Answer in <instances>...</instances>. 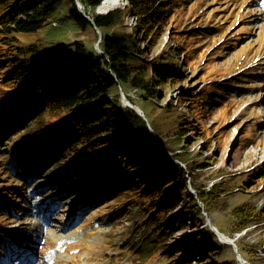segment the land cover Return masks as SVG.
I'll use <instances>...</instances> for the list:
<instances>
[{"label": "rangeland", "instance_id": "1", "mask_svg": "<svg viewBox=\"0 0 264 264\" xmlns=\"http://www.w3.org/2000/svg\"><path fill=\"white\" fill-rule=\"evenodd\" d=\"M105 1L107 0L101 2L102 7ZM114 2H111L110 12L116 9L122 10L127 25L134 33L133 38L136 39L137 45L144 52V61L151 62L153 57L162 53L165 45H169L173 49L167 52L172 60L166 63L171 65L169 67L174 66L181 69L178 70V73L181 72L180 75H182L181 82L178 85L173 86L170 82L164 84L165 79H160L158 84L163 86H157V88L161 89L162 94L159 99L151 98L148 103H144L147 100L140 96L138 90L127 89V93L126 91L124 93L129 103L131 100L134 101L130 103L131 109L135 113H137L134 110L136 107L144 110L148 116H146L147 120H153L157 115L159 117L162 110L170 105H173L171 108L176 109L177 115H184L188 118V122L183 126L186 134L185 136L180 134L182 138L180 143L178 142V135L172 134L166 147L160 148H163V154L169 157L174 164L177 163L182 166L185 174L188 175L190 172V176L187 178L190 192L196 199H199L197 190L195 192L192 189V185L195 184L196 189L204 191L205 195H210L213 193L211 190L214 183L227 177L233 178L236 174L245 175L242 177L247 178L250 184L246 185L244 189L238 187L236 192L227 195L229 198L223 197L210 210L206 209L203 202H200L201 209L204 210L203 217L205 219L203 224H194L190 219H187V228L184 231H179L178 227H171L168 234L162 237L161 228L157 225L164 215L161 213L155 215V210H149L148 205L145 206L143 200H140L143 196L144 199H153L154 189L157 190L155 185L151 186L152 197L143 193L130 194V198H126V201H135L134 206L131 205L128 209L130 213L125 214L126 208L122 207V210L117 212V219L112 217L113 220L110 219L111 221H109L107 214L110 213V210H107V205L99 206V201L87 200L83 195L75 197V191L72 189L78 185L79 180L66 187L56 185L62 184L59 183L58 175L63 170H56L58 168V162L56 161L55 166L54 163L36 166L35 170L37 171L35 173L34 170H26L23 167L21 172L17 174L18 177L14 176L9 169L10 161L14 162L21 159L22 155L20 154H23L24 151H32L31 142L42 129V124L36 123L30 130L27 129L13 134L9 142L0 143V155L2 157L0 158V167L5 168V173L0 175V184L3 185L0 188L7 187L5 188L7 191H1L2 193L7 192L12 198L17 195V192H14L12 188L26 192L27 196L25 198H19V201L15 199L9 204L14 206L13 210L19 209L23 214L27 212L34 219V221L28 220L25 219V216L20 219H13L10 216V211H7L9 209L1 208L0 218H2V214L8 215L4 226L13 231L18 238L24 239L25 243L35 239L37 234L33 231L34 227L43 231L40 243L32 246L35 255H31L29 261L35 262L33 264H40L42 261H46L47 264H89L91 262L101 264L94 260L104 262L103 264H127L121 260L124 257L129 258L130 264H150L149 259L156 260L158 253H167L171 264H201L205 260L204 255L201 251L197 252L194 247L192 250L189 249L188 244L191 240V243L197 244L200 240L207 239L209 241L213 237L214 232L212 230L218 236L216 232L222 227L227 232L225 234L220 232L231 238V243L234 246L231 244L225 245L226 243L223 244L220 241L221 257H227L234 253L238 264H242L235 252L236 249L239 252V248L242 247L250 255L253 264H264V249L259 247L261 231L249 227L246 230L236 232L237 222H239V219H244V216L235 218L232 215V210L238 205L241 206L244 203L250 205L263 212L259 222L261 221L260 227L264 228V0H176L179 6L173 13L175 16L168 24L163 36H158L159 38L155 39L153 49H150L148 44L143 43L141 32L137 31V28L135 29L132 25L131 18H135V22L137 18L130 12V5L126 4L125 1L119 4L117 1L116 4ZM167 3V8L171 13L172 3L170 1ZM99 6L95 9H89L90 13L88 15L86 12L84 14L89 16V14L106 15L110 13L109 11L100 12L101 7ZM78 10L80 11L79 8ZM66 14L65 11L59 10L40 30L18 35L22 39L20 44L22 50L17 56L28 55L36 58L42 56V54L52 55L55 52L58 55L72 54L77 49V43H81L88 50L98 52L99 35L97 30L92 27L83 28ZM230 17L231 20H229ZM90 18L94 20L92 17ZM54 20L59 23L58 26H53ZM227 20H229L230 25L227 24ZM173 25L176 27V34L173 35L182 36L186 41L184 42L186 46L194 45L198 49L196 54L198 60H195L196 69L194 70L181 66L182 54L176 53V50L179 51V46L174 39L170 38L174 30H170V28ZM204 25H207V28L202 29ZM198 34L201 35L196 38L195 36ZM235 36L240 38L234 41ZM28 47L31 49L30 52L25 49ZM216 50H220V54L213 53ZM209 53H213V55H208L206 58L205 61L210 62V64L205 69L211 72L213 76L216 75L214 79L219 80L223 91L231 90L227 99L212 107V114L220 115L224 120L229 121L223 127H220L223 125L222 122L213 125L217 122L214 117L211 120L206 117H203V119L194 118L188 108L189 105L183 101L185 93L188 91L196 92L188 100H192L193 97L199 95L204 85L211 79L207 78V75H202L200 70L204 65L203 55ZM1 61H3V58ZM3 73L4 70H1L0 83L3 82ZM233 79H235V83L229 86L228 83L232 82ZM110 97H112V94H108L104 98ZM122 99H124L123 93ZM122 99L120 98L122 106L129 108L123 103ZM23 102L21 100L14 101L7 108V110L12 109L15 111V115L9 118L8 113H5V103L0 99L1 133L7 125H14L13 121L16 115L26 113L25 110H21ZM116 112V108L108 107L104 117L107 120H112L111 116L115 115ZM50 120L55 121L56 118H50ZM198 120H200V123H204L205 130L199 127L200 129L196 131L195 128L190 127V121H193L196 125ZM232 120H234V123H232ZM58 126H61V124L59 123ZM185 127L188 128L185 129ZM149 131L153 140V130L149 129ZM221 132L222 134H220ZM109 134L111 136L115 133ZM119 134L121 135V132ZM123 134L124 137L120 138V141L116 140L117 142L112 145L106 144L107 147L103 145L104 147L97 149L93 155L101 157L106 162L107 156L112 155L115 149L124 148L128 150V157L131 162L135 164L141 162V167L137 166L134 173H140L142 178H145L144 182L141 183L143 185L142 189L150 185L147 181L156 180L157 177L158 179L162 178L165 189L163 200L174 197L175 199L187 201L188 194L185 192L186 190L176 186V179L170 177L175 172L169 173L170 176L167 174L170 177L167 180L163 177L165 173H160L158 170L160 162L154 160L147 152L141 154L136 142L137 137L141 134V128L135 126ZM155 134L157 133L155 132ZM168 135H170L169 132ZM60 141L61 139H58L56 143ZM43 145L44 140H40L35 160H29L31 164H27L31 166L33 163L37 164L40 158L39 152L42 149L41 152L44 153V156H50L48 147L44 150L45 146ZM59 146L60 143L58 144V153L61 151ZM184 150L193 154L194 161L208 158L205 162L207 165L211 164V166L205 168H195L194 166L192 169L186 167L183 162L175 158L177 153L184 152ZM62 159L66 161L67 158L60 157L58 161H62ZM70 160L73 162L72 164L76 162L85 165L83 168L69 167V171H72L70 179H75L77 174H84L80 179L84 178L86 182L93 176L91 170L93 167L86 165L89 164V161L82 160L79 156L71 157ZM118 163L120 164L121 160H118ZM259 166L262 167L260 171L254 172V169ZM119 169L116 166L111 173L112 181H114L112 186L119 178ZM260 172L262 174L259 175ZM178 176L181 177V174L178 173ZM15 180L21 184L15 187ZM91 188L86 189L85 194H88ZM171 188L173 190L169 192ZM39 201L42 204L39 205ZM68 201L69 205L65 209L64 206ZM80 201H85V206L78 208L77 205ZM23 208L27 211L24 212ZM179 210L177 209L172 214L173 216L166 214L163 218L165 220L159 223L171 224L176 216L184 214L182 210ZM16 213L19 214V212ZM75 213L78 215H75ZM12 223L17 224L16 226H9ZM206 228L209 230L212 228L213 233H208ZM111 230L113 232H110ZM123 233L122 238L126 242L124 246H122L119 236ZM218 238L221 240L219 236ZM53 239L55 241L50 244L49 242ZM1 245L0 243V250L4 253L0 255V264H9L6 259L9 250ZM166 245L168 248L165 250ZM114 246L120 248L115 250L113 249ZM183 249L186 251V255L190 253L185 256V259H182L183 255H181ZM235 258L233 259L235 260ZM217 261L218 259L215 257L212 263ZM12 262L15 264L14 260ZM248 263L251 264L249 261Z\"/></svg>", "mask_w": 264, "mask_h": 264}, {"label": "trees", "instance_id": "2", "mask_svg": "<svg viewBox=\"0 0 264 264\" xmlns=\"http://www.w3.org/2000/svg\"><path fill=\"white\" fill-rule=\"evenodd\" d=\"M102 1L83 0L82 3L86 14L88 15L90 13L89 9H95ZM168 1L172 3L171 13L167 8ZM129 3L130 12L137 18L136 28L142 34L143 43L148 44L149 48L153 49L156 42L155 39H158V36H163L168 24L175 16L173 13L178 8L179 3L176 0H129ZM59 10L65 11L69 18L74 19L83 28L92 27L94 29L93 25L82 16L73 0H0V71L4 70L3 82L0 83V99L5 103V113H8L9 118L15 115V111L12 109L7 110L14 101H24L21 110L26 111L24 115H16L13 121L14 125H7L2 133L0 127V143L9 142L13 134L26 131L27 129L30 130L36 123L42 124V129L31 142L32 151L22 154L21 163H26L35 152H38L40 140H44V150L48 147V154L51 156L47 158V155H43L44 164H55L56 161L58 162L56 170L67 169L72 163L69 159L74 156H79L82 160L89 161L90 167H93L91 169L93 176L83 183L85 179L80 178L84 174L76 175L75 180H80L79 183L83 188L79 190V193L93 185H99L101 188L109 187L112 182L111 173L117 166L120 168V175L113 187L114 195L111 204H116L117 206L125 205L127 209L131 205L134 206L135 202L132 200L126 201V198H130V194L143 193L152 197L151 186H157V190L154 189L155 195L153 199H144V196L140 199L141 201L143 200L145 206L148 205L149 210H155V215L161 213L164 216L166 214L173 216L172 214L177 209H180L179 211L182 210L184 213L181 216H176L171 224L159 223L165 220L163 219L164 216L160 218L157 227L161 228L162 237L168 234L171 227H178L179 231H184L187 228V219H190L194 224H203L205 219L203 217L204 210L201 209L200 202H203L206 209L210 210L223 197L229 198L227 195L234 193V191L236 192L238 187L244 189L246 185L250 184L247 178L242 177L245 175L236 174L233 178L226 176V179H221L212 185L211 191L213 193L210 195H205L204 191L196 189L194 184L192 189L195 192L197 190L199 194V199H196L190 192L189 184L187 183L190 172L188 175L187 173L185 174L182 166L177 163L174 164L169 157H166L163 154V148L156 146L151 139L149 128H147L144 120L131 108L122 106L121 96L118 91L120 88L126 93L127 89L140 91V96L147 100L144 103H148L151 98L159 99L161 96V89L157 88V86H163L158 84L160 79H165V82L169 80L176 84L181 82L182 78L181 72L178 73V70L181 69H177L174 66L169 67L171 65L166 63L172 60L167 53L173 50L169 45H165L162 53L153 57L151 62L143 60L144 52L141 51V47L137 45L136 39L133 38L134 33L127 25L128 23L122 10L116 9L106 15L89 14L94 19L96 26L102 31L103 37L101 38L100 47L103 50L102 52H104L103 55L95 50H88L81 43H77V49L73 52L74 54L58 55L55 52L52 55L48 53L42 54V56L36 58L28 55L17 56L22 50L20 46L22 39L18 35L34 33L40 30ZM229 20H231V17ZM229 20H227L228 25H230ZM52 24L53 26L59 25L55 20ZM206 26H202V29L207 28ZM170 30H173L170 38L174 39L179 46V51L176 50V53L182 54L183 61H181V66L192 70L196 69L195 60H198V56L196 57L197 47L194 45L186 46L184 43L186 41L182 36L173 35L176 30L174 25ZM200 35L198 34L195 37L198 38ZM239 38V36H235L234 41ZM28 48L25 49L30 52L31 49ZM213 53L220 54V50H216ZM213 53L203 55L204 65L200 68L202 75H207V78L211 79L207 81L208 83L204 85L199 95L193 97L192 100H188L189 97L196 93L195 91H188L185 93L183 101L189 105L188 108L194 118L203 119V117H206L211 120L214 117L217 122L213 125L222 122L223 125L220 127H223L229 121L224 120L220 115L212 114V107L227 99L231 90L223 91L219 80L214 79L216 76L214 73L216 72L213 73V76L211 72L205 69L210 64V62L205 60L208 55H213ZM2 58L3 61H1ZM234 83L235 79L228 84L230 86ZM108 94H112V97L105 99L104 97ZM100 96L101 98H99ZM131 101L134 102L133 100ZM108 107H113L117 110L116 114L111 116L112 120H107L104 117ZM171 107L173 105L165 107L159 117L157 115L153 120L150 119L154 131L158 134V141L163 147H166V144L170 142L172 134L178 135L179 143L182 140L180 134L183 136L186 134L183 126L188 122V118L184 115H177L176 109ZM50 118H56V120L52 121ZM199 121H197L196 125L193 121H190V127L195 128L196 131L200 129L199 127L205 130L204 123ZM59 123L61 126H58ZM232 123H234V120H232ZM135 126L141 128V134L136 141L141 154L147 152L154 160L158 161V163L160 162V173L169 175V173L175 172V174L169 176L176 179V186L186 190L185 192L188 194L187 201L175 199L174 197L163 200L165 189L162 178L158 179L157 177L156 180L147 181L150 185L142 189L143 185L141 183L144 182L145 178H142L140 173H134L137 166L141 167V162L136 164L131 162L128 157V150L124 148L109 155L106 162L101 157L93 155L97 149L106 146V144L112 145L117 142L116 140L120 141V138L124 137L123 133ZM187 128L185 127V129ZM111 130L112 132H110ZM120 132L121 135L119 134ZM168 132L170 135H168ZM109 133L115 134L110 136ZM59 138L62 141V157L67 158L66 161H63L64 159L58 161L59 153L56 148V141ZM0 158H2L1 155ZM175 158L179 159L190 169L194 168V166L195 168L211 166V164L207 165L205 162L208 158L194 161L193 154L188 153L186 150L177 153ZM118 160H121L120 164ZM98 165L101 166L96 167ZM81 166L84 167L82 164L78 165V167ZM261 168L259 166L254 169V172L260 171ZM1 173H5L3 166L0 167V175H2ZM178 173L181 174V177L178 176ZM168 175L163 177L169 180L170 177ZM183 176L185 177L182 178ZM14 184L20 183L15 180ZM0 186L3 185L0 184ZM5 188L7 187L0 188V195L8 197L7 192L2 193L1 191H7ZM172 190L173 188L169 192ZM2 205H6L4 199L2 202L0 201V207ZM262 213L261 210H257L245 203L241 206L238 205L232 210V215L235 218L244 216V219H239V222H237L238 227L235 231H243L249 227H254L257 231H261L259 247L264 249V228L260 227L261 221L259 222ZM6 217L7 215H4L3 219ZM206 231L213 233L208 228H206ZM219 231L224 234L227 232L223 227L219 228ZM191 242L192 240L188 244L189 249L192 250L194 247L197 252L201 251L202 255H204L203 258L205 260L201 264H238L234 253L227 257L220 256L222 251L220 240L214 233L209 241L207 239L200 240L198 244ZM166 246L164 247L165 250L168 248ZM243 249L242 247L239 248L240 255L253 264L250 260V255ZM181 252V255H183L182 259H185V256L190 254L186 255L184 249ZM215 257L218 261L212 263Z\"/></svg>", "mask_w": 264, "mask_h": 264}, {"label": "bare ground", "instance_id": "3", "mask_svg": "<svg viewBox=\"0 0 264 264\" xmlns=\"http://www.w3.org/2000/svg\"><path fill=\"white\" fill-rule=\"evenodd\" d=\"M77 1H79V3L80 4H83L82 3V1L81 0H77ZM118 2V4L120 3V0H107V1H105L104 2V4H103V7L100 5L99 7H101L100 8V12H102V13H104V12H106V11H109L110 12V8H111V4L113 3V2ZM112 2V3H111ZM114 2V3H115ZM75 3H76V1H75ZM127 3H128V5L130 4L129 3V0H127ZM116 4V3H115ZM76 6H77V8H79L78 7V5H77V3H76ZM165 82V81H164ZM167 82H170L169 80H167ZM167 82H165L164 84H166ZM170 83H172V82H170ZM172 85L173 86H176V85H178V83H176V84H173L172 83ZM119 91H121V99H122V93L124 94V96H125V93H124V91H123V89L122 88H120V90ZM123 91V92H122ZM123 100V99H122ZM128 100V99H127ZM127 102V101H126ZM130 103H131V101H130ZM126 106H128L129 108H131V106H130V104L129 103H127V104H125ZM140 109V113L141 114H144L145 115V117L143 118V117H141L139 114V116L144 120V122H145V124H146V126H147V128H149V129H152L153 130V135H155V137L153 138V140H154V142H155V145L156 146H158V147H163L162 145H160V142L158 141L159 139H158V137H157V134H155V131H154V129H153V127L151 126V122H150V120H148V122L147 121H145V119L148 117L146 114H145V111L144 110H142L141 108H139ZM147 116V117H146ZM148 119V118H147ZM163 148H165V147H163ZM160 166V165H159ZM158 166V167H159ZM158 170L161 172V170H160V167L158 168ZM165 176L167 175V173H165L164 174ZM63 205V204H62ZM61 205V206H62ZM66 205H69V201H68V203L66 204ZM11 207H12V205H11ZM14 207V206H13ZM65 211H67V210H65ZM112 217H117L116 216V214L113 216V215H111V216H107V219L108 220H110V219H112ZM221 236L222 237H224V239H226V243H228V244H230L231 243V238H229V237H227L226 235H223V234H221ZM34 263V262H33ZM33 263H31V264H33ZM40 264H46L45 262H40Z\"/></svg>", "mask_w": 264, "mask_h": 264}, {"label": "water", "instance_id": "4", "mask_svg": "<svg viewBox=\"0 0 264 264\" xmlns=\"http://www.w3.org/2000/svg\"><path fill=\"white\" fill-rule=\"evenodd\" d=\"M74 1H76V3H77V5H78V7H79V9H80V13L82 14V16L83 17H85L92 25H93V27L97 30V34L99 35V41H98V44H97V49H98V52L100 53V54H104V52H102L103 50L101 49V47H100V44H101V42H102V33H101V31H100V29L98 28V26H96V24H95V22H94V20H92L89 16H87L86 14H84L85 13V11H84V7H83V4H80L79 3V1H77V0H74ZM127 101V102H126ZM123 103L124 104H127V103H129V101L127 100V98L124 96V99H123ZM130 104V103H129ZM134 110L141 116V117H145L144 116V114H141L140 113V109L139 108H137L136 107V109L134 108ZM145 121H147L148 122V120L147 119H145ZM152 136H153V138L155 137V135H153V132H152ZM216 233H218L217 235L220 237V239H221V241H223V243L225 242L226 243V239H224V237H222L221 236V232H219V230H217V232ZM231 245H233L234 246V244H232V243H230ZM236 248V247H235ZM234 248V249H235ZM236 253H237V255H238V259L241 261V263L242 264H249L241 255H239V253L237 252V249H236V251H235Z\"/></svg>", "mask_w": 264, "mask_h": 264}, {"label": "built area", "instance_id": "5", "mask_svg": "<svg viewBox=\"0 0 264 264\" xmlns=\"http://www.w3.org/2000/svg\"><path fill=\"white\" fill-rule=\"evenodd\" d=\"M124 1H125L126 4H127V0H120V2H124ZM118 2H119V1H118ZM135 20H136L135 18H131V22L133 23L132 25H134V27H135L136 24H137V23L135 22Z\"/></svg>", "mask_w": 264, "mask_h": 264}]
</instances>
